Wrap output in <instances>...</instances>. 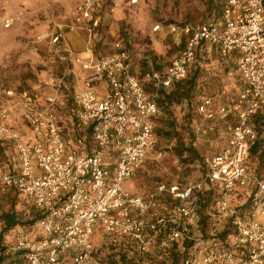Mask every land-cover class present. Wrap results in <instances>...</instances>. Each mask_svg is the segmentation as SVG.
Masks as SVG:
<instances>
[{
	"label": "built area",
	"instance_id": "obj_1",
	"mask_svg": "<svg viewBox=\"0 0 264 264\" xmlns=\"http://www.w3.org/2000/svg\"><path fill=\"white\" fill-rule=\"evenodd\" d=\"M104 1L81 0L73 19V26L87 35L89 59L76 58L85 74L69 112L90 130L91 146L82 138L72 147L65 141L60 116L63 80L52 86L53 93L41 109L33 106L28 93L21 96L23 118L35 135H42V141H23L21 132L10 124V109L0 110V143L14 145L18 164L0 160V190L18 192L40 212L34 229L40 238L33 239L26 230L16 234L15 249L23 251L24 264H99L93 243L98 230L121 234L141 256L157 245L166 251L189 243L192 257L185 264H264V181L246 165L258 139L252 119L264 109V0H224L220 18L194 26L169 25L171 33L187 38L186 46L168 67L148 70L142 79L121 41L114 52L94 56ZM12 23L7 20L5 28ZM161 29L157 24L153 30ZM62 38L57 34L53 44L60 45ZM203 43L216 47L223 59L235 52L240 55L236 74L242 90L233 106H218L212 97H202L198 104L199 114L210 122L196 128L199 134L214 132L220 120L234 117V124L226 123L227 144L205 161L206 172L196 184L160 185L146 199L133 196L123 184L135 176L158 142L155 120L161 93L202 66L198 50ZM7 95L15 96L13 91ZM208 187L219 192L216 203L223 212H231L230 202L238 192L258 190L255 207L245 222H239L232 243L211 252L196 235L199 205ZM163 195L176 201L169 214L156 211ZM227 215L234 216L233 212Z\"/></svg>",
	"mask_w": 264,
	"mask_h": 264
},
{
	"label": "rangeland",
	"instance_id": "obj_2",
	"mask_svg": "<svg viewBox=\"0 0 264 264\" xmlns=\"http://www.w3.org/2000/svg\"><path fill=\"white\" fill-rule=\"evenodd\" d=\"M72 2L73 0H65L64 3L58 0H0V110L11 107L10 122L15 121L16 114L24 113L25 107L19 103L23 101L21 96L25 92L31 94L36 84L45 82L44 88L47 93L48 91L53 93L52 86L63 80L66 85L71 86L74 94L83 81V78L74 72V65L67 56L68 53L63 50L57 52V45L52 42L60 28L57 22L59 25L71 23L69 13ZM117 2L122 3V5L116 3V7L121 10L120 17L107 22L106 40L97 50L99 54H110L114 52V45L121 41L138 72L140 68L149 69V64L147 65L142 57L147 53L155 54L152 51L155 41L148 35L155 25L160 24L162 28L157 31L159 33L153 31L159 35L155 44L157 50L165 54L164 57L159 55V58L163 61L168 60L180 51L173 35L169 33L168 26L202 24L220 13L224 0H137L136 4H132L131 0H117ZM61 15L64 18H60ZM7 20H13L10 28H5ZM162 30L166 33L163 34ZM155 68L162 70L154 66ZM9 91H13L15 96L9 97L7 95ZM147 92H151V89H147ZM166 92L168 91L161 93V100ZM189 92L188 103L184 100L182 105L175 104L170 108L164 105L160 109L155 120L158 142L149 151L145 163L135 176L125 182H129L128 186L125 188V183L123 184V189L129 194L146 199L156 192L160 185L182 187L196 184L206 172L205 161L226 146V123L234 124V119L220 120L216 131L206 135L199 134L196 128L207 127L210 122L204 121L197 112V105L201 99L197 84L191 86ZM187 118H190V124H187ZM22 125L29 127L26 122L20 123V126ZM14 127L19 128L16 125ZM24 137L28 139L30 136L24 134ZM261 140H264V134ZM181 144L188 148L192 147L194 152L185 151L180 156L176 148H180ZM262 154H264V141L262 150L249 158V165L254 175L264 181V157H259ZM205 190L209 191L201 198L199 205L201 218L199 232H196V235L206 242L208 237L220 235L228 228L227 214L230 213L218 209L216 202L220 195L216 188L208 187ZM257 192L256 188H252L248 193L238 192L236 194L238 196H234L236 202H232L233 208L239 210V214H245L249 201L253 200V208L255 207ZM166 197L168 196L163 195L158 201L165 200ZM175 204L174 202V206ZM173 208L168 207L164 210L158 203L156 211L159 214H169L167 212L170 210L172 212ZM6 214H13L19 222L16 227L8 231L4 230L3 217ZM38 214L40 213L35 206L18 192L0 190V236L2 235L0 248H5L7 252L12 251L16 245L15 230L33 228L38 220ZM202 217L206 218L204 225L201 221ZM261 223L264 226V218L261 219ZM93 243L97 249L95 258L99 264H133L136 259L133 258L132 250L138 254L134 243L127 239L125 242L120 241L116 236L105 234L100 230L95 232ZM155 248L164 253L172 249L164 251L158 245ZM173 248H176L177 254L186 251L185 246ZM187 256L184 262L192 257V253L187 251ZM166 264H172V260L170 259Z\"/></svg>",
	"mask_w": 264,
	"mask_h": 264
},
{
	"label": "crops",
	"instance_id": "obj_3",
	"mask_svg": "<svg viewBox=\"0 0 264 264\" xmlns=\"http://www.w3.org/2000/svg\"><path fill=\"white\" fill-rule=\"evenodd\" d=\"M58 1H60V3L65 2V0H58ZM80 2L81 0H73L72 2V8L69 13V17L70 19H72L71 23H67V24L62 23L59 25L58 24L59 22H57V26L60 27L59 30H57V34L61 33L63 35L61 44L57 45V52L59 50L60 51L63 50L66 53H68L69 58L74 65V72L78 76L82 77L83 74H85L83 71V67L81 64H78L75 61L77 57H81L83 60L89 59V55L87 52L88 50L87 35L82 30L77 29L76 27L73 26L74 10L80 4ZM116 3L120 4L121 2L118 3L117 0H105L102 6L100 7V14L102 16L103 23L104 24L106 23V26H107V22H112L113 19H119L120 17L121 10L118 7H116L117 5ZM120 5H122V3ZM60 18H64V17L61 15ZM188 25L194 26L195 24H188ZM154 27L152 28V30L154 29ZM153 31L152 32L149 31L148 35L152 40L155 41L152 47V51H154L155 54L147 53L144 55V57H142L145 63H147V65L149 64L148 65L149 69L142 70L140 68V70L138 69L137 72L134 66L135 72L138 74V77H140L141 79L146 71L151 69L158 70L156 68L154 69V66L159 69L162 68V70L168 67L171 64L172 60H174L184 50L186 46V42H187L186 37H183L180 34L171 33L168 30L169 33L173 35L174 42L177 45H179L180 51L175 55H173L172 57L168 58V60L163 61V59L161 60L159 58L160 57L159 55H163L161 57H164L165 54H162L163 52L157 50V47L155 46L159 36L157 33L159 32L154 33L155 31L154 32ZM161 32H163V34L166 33L164 30H162ZM198 56L199 59L202 61V66L194 68L185 80L178 83L182 85V92L184 90L186 92H189L190 87L197 84L200 92V98L212 97L215 99L216 104L218 106L219 105L233 106V104L235 103L237 97L239 96L242 90V83L239 80L238 75L236 74V69L239 63L240 55L237 52H235L231 54L229 57L223 59L219 53V50L216 47L210 46L207 43H203L201 48L198 50ZM156 57L158 58V60ZM168 61H170L169 64H167ZM178 84H175L173 86L174 91L176 90V86ZM82 85H83V81L80 82V85L77 89L81 88ZM147 89L149 90L151 88L148 87ZM171 89L167 91L169 92ZM50 94H52V92L50 93V91H48V95ZM29 95L31 96V94ZM19 103H22L24 105V100L20 101ZM8 108L10 109L11 107L9 106ZM23 114H24L23 112H21V114H16L15 121L10 122V124L19 127L20 123L22 122L25 123L26 121L23 118ZM20 115H22L21 116L22 118H20ZM229 118L234 119L233 116L232 117L229 116ZM18 130L21 132L23 136V141L26 140L24 134L27 133L31 138L30 140L33 139V136L30 135L29 127L22 125L18 128ZM2 145L5 147L2 149L0 148V160L3 162H9L11 165L17 167L18 165L17 153L14 145L11 144H2ZM128 184L129 182L125 183L124 187L126 188ZM235 197H237V195ZM235 197L233 196L231 200V204L233 201H235L234 200ZM234 211L236 210L232 208L231 212H233V214ZM33 229H35V226L33 227ZM35 237L40 238L41 235L36 232Z\"/></svg>",
	"mask_w": 264,
	"mask_h": 264
},
{
	"label": "trees",
	"instance_id": "obj_4",
	"mask_svg": "<svg viewBox=\"0 0 264 264\" xmlns=\"http://www.w3.org/2000/svg\"><path fill=\"white\" fill-rule=\"evenodd\" d=\"M223 5H224V2L222 3L220 13H218L217 15H214L212 18L217 19V18L221 17ZM106 32H107V26L104 23H102V26H101L100 31H99V37L96 41L95 48H94V55L96 57H101L103 55V54L102 55L99 54L97 48L101 43H103L106 40V34H107ZM67 56L69 57L68 54H67ZM178 83H180V82H178ZM178 83H176V84H178ZM44 87H45V82H41V83L36 84V86H34L33 89L31 90V95H32V99H33V106L36 108L41 109L46 105V99L48 97V93L46 91V88H44ZM72 93L73 92H72L71 86L66 85L64 90H63L62 96L60 98V104H61L60 105V116H61V120H62L61 123L64 127L65 141L68 143L69 147L70 146L72 147L77 142V139L82 138V139H85L88 146H91L92 137H91L90 130H85L81 126L78 118L69 112L70 108L73 106V99H72L73 94ZM189 95H190V92H186L185 90L182 92V85L178 84L176 86L175 91L172 87V89L169 92H166V94L162 100H161V98L158 100L159 110L164 105L166 108H170L172 105H175V104L182 105L181 104L182 101L189 99ZM197 112H198V105H197ZM186 121L188 122L187 124L191 123V122H189L190 118H187ZM252 124L255 126V130L258 134V139L255 141V143L252 145V147L249 150L246 165H247L249 172L252 175H254V172L252 171V169L250 168V165H249L250 164L249 158L254 156V155H257L259 153V151H261L263 148V141L264 140H261V139H262V135L264 134V109L260 110L259 113L253 117ZM155 128H156V126H155ZM155 133L157 135L156 129H155ZM27 135L29 136L28 133H27ZM30 135L33 136V139L30 140L31 139L30 137H29V139H26V141H28L27 142L28 144L39 142V141L43 140L42 135H37V134L35 135L31 130H30ZM4 147L5 146L0 144L1 149ZM176 150L179 152L180 156L185 151L194 152V149L192 147L188 148V147L184 146V144H181L180 148H176ZM259 157H261V158L264 157V154L260 155ZM184 186H187V185H184ZM184 186H182V187H184ZM252 188L253 187L245 189L244 190L245 192L241 191L239 193L240 194L241 193L242 194L248 193ZM208 191L209 190H204L203 194L208 192ZM166 198L167 199H165V200L160 199L158 201L159 207L164 209V210H166L168 207L173 208L174 202L176 203V201L171 202L172 199H170L168 197H166ZM168 199H169V201H168ZM248 205H249V207L245 211V214H239V210H236V211H234V216H232V217H230L229 215L227 216L229 218V226L223 233H221L220 235H216V236H212V237L207 238L206 242L208 243L207 244V246H208L207 251L208 252L227 248L232 243V237L235 235V233L237 231L239 222H245L246 219L248 218V215L251 214V212H252V209L254 206L253 200L249 201ZM232 208H233V206L230 202L229 210H232ZM170 211L167 213H170ZM227 212H229V211H227ZM229 213L231 214V212H229ZM218 215L220 216L221 214H218ZM202 218L203 219L201 221H202V224L204 225L206 218H204V217H202ZM39 219H40V214H38V220ZM3 220L5 222V228H4L5 231L12 229L19 224L16 216H14L13 214H6L3 217ZM230 225H231V227H230ZM19 231H20L19 229L15 230V241H16V233H18ZM26 231L31 233V237H35L36 234L34 233L33 228H27ZM114 236H116V238L120 239V241L122 240L123 242H125V238L121 234H115ZM35 239H37V238L35 237ZM1 244H2V235L0 236V246H1ZM184 246H185L184 249L186 251L182 254H179V253L177 254V252L175 250L176 248H172L169 252H165V253L162 252L161 250L155 248L150 254H148L145 257L138 255L137 253H135L134 250H132L133 251L132 252L133 258L136 259L132 263L133 264H164V263L166 264V263H169V261L171 259L172 264H184L185 259L188 257L187 251L189 248V243L184 244ZM0 264H24L23 251L14 248L12 251L7 252V250L5 248H0Z\"/></svg>",
	"mask_w": 264,
	"mask_h": 264
}]
</instances>
